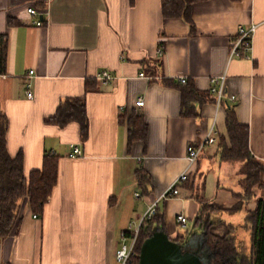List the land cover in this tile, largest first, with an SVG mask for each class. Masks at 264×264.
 <instances>
[{
  "label": "crops",
  "instance_id": "crops-1",
  "mask_svg": "<svg viewBox=\"0 0 264 264\" xmlns=\"http://www.w3.org/2000/svg\"><path fill=\"white\" fill-rule=\"evenodd\" d=\"M29 7L43 15H31ZM190 14L196 34L182 15L164 14L163 0H0V34L8 35L7 73L0 75L8 150L22 154L26 173L42 168L46 153L60 156L59 180L44 213L37 216L22 202L19 230L0 239V264H119L122 234L185 171L188 145L211 129L217 142L205 146L204 160L220 162L225 184L238 174L241 185V163L220 159L228 106L214 103L213 76L227 75L228 91L238 97L233 110L249 127L250 151L264 162V0H193ZM38 19L45 24L37 26ZM252 25V49L231 57L238 29ZM102 71L113 78L97 79ZM188 88L198 93L192 116L182 114ZM141 97L145 104L138 107ZM77 99L85 100L86 138L77 120L51 121ZM134 115L143 117L147 135L129 143ZM72 144L82 155L70 156ZM204 166L202 158L193 168L197 187H206ZM218 185L233 196L231 187ZM188 197L194 198L183 187L159 202L172 238L190 227L196 205ZM179 214L188 218L186 226Z\"/></svg>",
  "mask_w": 264,
  "mask_h": 264
},
{
  "label": "trees",
  "instance_id": "trees-1",
  "mask_svg": "<svg viewBox=\"0 0 264 264\" xmlns=\"http://www.w3.org/2000/svg\"><path fill=\"white\" fill-rule=\"evenodd\" d=\"M193 0H163V11L166 16H183L190 24L192 33L198 32L191 18L190 6ZM8 63V35L0 34V75L7 73ZM198 96L194 89L183 90L184 116L194 115L193 100ZM214 100V99H213ZM227 128L228 138H219L221 146L220 159L223 162L241 163L240 184L242 192L233 193L231 203H218L216 199H207L196 193V180L192 182L191 175L180 186L187 188L191 196L198 200L200 208L193 219V224L175 241L185 243L196 231L206 232L207 241L215 250L213 264H264V162L256 159L249 147V127L241 124L233 107L228 105ZM71 120H77L81 125L82 137L86 138L88 120L84 99H77L69 103L62 111L51 118L52 122L65 125ZM8 116L0 104V239L17 232L22 220V202L27 201L32 212L41 216L45 206L56 187L60 174V156L46 153L43 166L40 169L26 173L22 154L13 157L8 150ZM147 126L141 116L129 119V143L135 140H146ZM140 183L146 182L147 175L138 171ZM261 194H258V192ZM253 202V208L247 206ZM247 210L243 227L249 231V253L238 249L235 229L237 226L225 220L221 215H236ZM155 227L164 228V220L158 213L150 220H145L140 226L137 254L132 264H139L141 245L148 238ZM244 251V252H243ZM240 260V262H238Z\"/></svg>",
  "mask_w": 264,
  "mask_h": 264
},
{
  "label": "built area",
  "instance_id": "built-area-1",
  "mask_svg": "<svg viewBox=\"0 0 264 264\" xmlns=\"http://www.w3.org/2000/svg\"><path fill=\"white\" fill-rule=\"evenodd\" d=\"M28 12L33 16H41L43 15L42 12L37 10L35 7H29ZM35 24L37 26H43L45 24L43 19H38ZM257 26L252 25L249 29L240 27L237 31V34L232 41V47H231V57L235 56H242L245 55L247 52H249L253 47V41L254 36L256 34ZM160 56L163 55V50L159 49ZM34 71H30V74H33ZM142 77H146L147 79H152L151 76H145L143 73L140 74ZM113 78L112 74L108 71H102L97 74V79L103 80L105 82L111 80ZM181 83H186V78L180 79ZM31 87V84H28V88ZM28 97L33 98V92L28 89ZM210 94L212 95L214 99V103L217 107L230 105L234 106V104L237 103L238 97L235 94H232L228 91V84H227V75H219V76H213L210 78ZM145 104V100L143 97L139 98L136 101V106L143 107ZM217 142V137L215 135L214 129H211L210 132L207 134V136L202 139L201 141L197 143H190L187 148V161H188V167L185 169V171L174 181V183L159 197L161 199H167L171 197H176L180 194V186L186 182L188 179V176L192 172L193 168L198 163L199 157L202 154L205 146L207 145H213ZM71 157H77L79 155H82V149L78 145H71ZM139 196V194H137ZM158 198V199H159ZM158 199L154 200L150 206L148 207V210L140 220V223L134 227L131 226L132 230L130 232H124L122 234V244L120 248L117 250V260L119 264H132V260L134 256L137 254L136 246L138 242V235L140 226L145 220L152 219L157 213L159 208V201ZM178 223H180L183 226H186L188 223V218L183 215L179 214L177 217Z\"/></svg>",
  "mask_w": 264,
  "mask_h": 264
},
{
  "label": "water",
  "instance_id": "water-1",
  "mask_svg": "<svg viewBox=\"0 0 264 264\" xmlns=\"http://www.w3.org/2000/svg\"><path fill=\"white\" fill-rule=\"evenodd\" d=\"M206 238V232H194L181 243L173 240L165 229L155 227L141 245L139 264H210L199 250Z\"/></svg>",
  "mask_w": 264,
  "mask_h": 264
},
{
  "label": "rangeland",
  "instance_id": "rangeland-1",
  "mask_svg": "<svg viewBox=\"0 0 264 264\" xmlns=\"http://www.w3.org/2000/svg\"><path fill=\"white\" fill-rule=\"evenodd\" d=\"M204 152L201 154V156L199 157V160L203 158L204 164H205V169L204 172L208 173L207 176V181H206V187L203 186H199L196 187V193H198L200 196H204L207 199H216V201L218 203H231L233 201V196L230 190H225L224 193H221V190L219 189V185L218 182L225 185V187H231L233 191L237 192L238 190L241 189V185L238 184V178L239 175L236 174V176H232L231 180L234 177L233 183L231 184H225V180L223 179V175H222V170L220 167V162L216 161L214 158L211 161H208V158L206 157L204 160ZM207 165H206V163ZM210 170V171H207ZM201 174V173H200ZM199 174V177H200ZM238 175V176H237ZM238 177V178H237ZM199 180V178H198ZM202 181V179L200 180ZM220 186V187H221ZM258 194H261V192L259 191ZM159 198V197H158ZM189 201H191L193 199L194 204L196 205V211L195 213H193L192 215L189 216L190 218V222H189V226H191L193 224V219L195 218L197 211L199 210V202L197 201V199L188 197L187 198ZM165 199H161L159 198L158 201L162 202ZM160 206V204H159ZM254 203L251 202L247 207L248 208H253ZM225 220L234 223L237 228L235 229L234 233H235V237H236V242L239 243L238 247L243 248L244 251H246V253H249V248H250V235H249V231L246 227H243V223L246 219L247 216V210H243L239 213H237L236 215H228V214H223L221 215ZM243 251V252H244Z\"/></svg>",
  "mask_w": 264,
  "mask_h": 264
},
{
  "label": "flooded vegetation",
  "instance_id": "flooded-vegetation-1",
  "mask_svg": "<svg viewBox=\"0 0 264 264\" xmlns=\"http://www.w3.org/2000/svg\"><path fill=\"white\" fill-rule=\"evenodd\" d=\"M197 233H202V232L198 231ZM238 249L241 251L243 250V248H241V247L240 248L238 247ZM199 250H200L202 256L204 258H206L207 261L210 262V264H213V259L216 255V252H215V250H213L211 245L208 243L207 238L202 245V249H199ZM238 262H240V260H238Z\"/></svg>",
  "mask_w": 264,
  "mask_h": 264
}]
</instances>
